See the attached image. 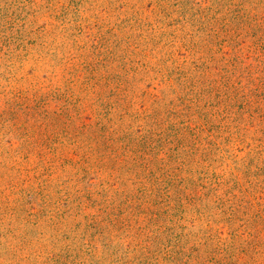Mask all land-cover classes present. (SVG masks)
<instances>
[{
    "label": "rangeland",
    "instance_id": "rangeland-1",
    "mask_svg": "<svg viewBox=\"0 0 264 264\" xmlns=\"http://www.w3.org/2000/svg\"><path fill=\"white\" fill-rule=\"evenodd\" d=\"M0 264H264V0H0Z\"/></svg>",
    "mask_w": 264,
    "mask_h": 264
}]
</instances>
